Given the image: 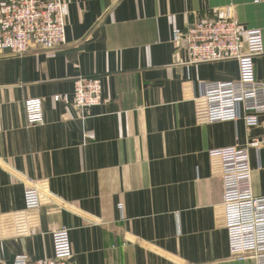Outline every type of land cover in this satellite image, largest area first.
Masks as SVG:
<instances>
[{"label": "crops", "instance_id": "obj_1", "mask_svg": "<svg viewBox=\"0 0 264 264\" xmlns=\"http://www.w3.org/2000/svg\"><path fill=\"white\" fill-rule=\"evenodd\" d=\"M64 2L66 44L0 50V214L21 212L7 218L13 233L0 236V264L49 258L51 231L64 225L73 264H255L229 251L215 152L262 138L264 127L197 122L202 81L235 80L239 66L186 64L182 36L226 11L244 29L264 28V0ZM254 62L264 81V57ZM79 76L103 82V102L86 117L74 107ZM34 97L44 125L27 124ZM251 158L254 193L264 196V149ZM28 178L47 180L64 208L26 211Z\"/></svg>", "mask_w": 264, "mask_h": 264}, {"label": "built area", "instance_id": "obj_2", "mask_svg": "<svg viewBox=\"0 0 264 264\" xmlns=\"http://www.w3.org/2000/svg\"><path fill=\"white\" fill-rule=\"evenodd\" d=\"M64 0H4L0 6V50L24 55L33 46L51 50L66 44ZM180 33H178L179 35ZM182 41L187 51L186 64L200 65L235 61L239 75L235 80H204L195 96L197 122L244 121L249 129L263 126L264 81L256 77L254 59L264 57V28H242L230 11L217 18H202L188 24ZM73 93L76 114L89 116L93 106L103 102V82L98 76H79ZM54 99L60 100L59 97ZM28 125H44V101L25 102ZM264 149V136L246 146L222 148L215 152L221 160L220 179L223 198L220 207L228 233L229 251L238 260L250 258L264 264V196L253 190L251 150ZM47 180L27 179L25 210L39 211L43 206L64 202L53 195ZM20 211L0 214V236L12 234L7 218ZM22 229V228H21ZM16 229H14L15 231ZM22 234V233H21ZM20 234V235H21ZM54 253L33 264H73L75 254L71 228L64 225L51 231ZM15 264H32L27 255H17Z\"/></svg>", "mask_w": 264, "mask_h": 264}]
</instances>
